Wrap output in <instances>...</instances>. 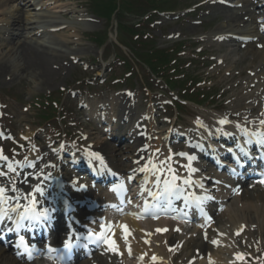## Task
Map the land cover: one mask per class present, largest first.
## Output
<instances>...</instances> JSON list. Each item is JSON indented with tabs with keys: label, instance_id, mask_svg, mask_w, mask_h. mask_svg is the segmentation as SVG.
<instances>
[{
	"label": "rangeland",
	"instance_id": "obj_1",
	"mask_svg": "<svg viewBox=\"0 0 264 264\" xmlns=\"http://www.w3.org/2000/svg\"><path fill=\"white\" fill-rule=\"evenodd\" d=\"M40 1L42 2V6L40 8V12L43 13L42 15L46 16L47 14L49 16H53V18L48 19H51L53 21L58 20L60 23H62V26H64L62 29H57L54 33L44 37V40L46 42H50V44H53V47L57 46V51L60 54L57 57H53L52 59L53 64L51 68L55 76L52 78L49 86L42 85V79L38 77L36 78V76L31 77L30 75H33L31 73H22L24 74L23 76H19L20 73L18 74V72L11 75L9 73V75L6 74V76L0 75V94L3 96L2 99L4 100V102H7V104H9V107L12 108L11 111L14 113V118L16 119V127H18L19 123L22 122L25 123L24 128H26V124L34 123L35 118L33 117L34 112L32 110L29 113L24 112L22 105L19 101L17 102L14 97H19L20 101L23 102V105H28V101L36 99L43 94H49L50 92L57 94L63 87L69 88L68 86L71 83L72 85L77 87V81L82 77V75H85L82 72L83 65L89 66L88 70H90V66L93 65L92 69L94 70V72H96L95 76H99L98 78L100 79L102 74L105 75L107 73L103 69L106 68L108 64H111L112 59L117 56V54H121V56H123L124 54L125 56L132 58L129 49L125 48L124 46H121L120 48L116 46L117 39L115 37L117 35V32H121L122 29L119 28V24L123 23L124 26L132 29V24L138 22L141 19L138 17L139 15L136 16L135 13L131 14L125 11L121 13V10L118 9L115 13H111L110 18L112 21H107L106 18H100L96 15L95 9L93 7L94 4L92 5L88 3L87 0ZM205 1L206 0H168L167 3L171 4V6H167V8H165L169 10L168 12H165L167 14L164 16L156 15L157 22L151 26L148 25V27L150 28L149 32L155 37L154 43H156L157 47L161 49L171 47L172 45L176 43L178 44L179 42L184 43L186 42V40H190L186 49L184 48L181 52V61L182 63H185L186 67L189 68V74L193 75L197 79V81L204 80L203 86L200 87L205 88L202 89H206L208 91L211 88L212 90L214 89V91H217L220 94V100L218 103L220 105L221 103H225L227 99L231 98V95L234 94V92H236L237 90L236 84L239 82V77H236V65L240 63L238 66L242 67L239 70L246 71L244 75H248V67L251 65V63H253V59L255 57L252 50L255 49L256 46L254 45L253 47H249L247 49L242 48L243 50L241 49L237 56H230L228 62L225 65L218 66L216 62L217 60H214L213 58L218 59L219 57H224V55L228 56L229 50L233 47L230 45H222L221 41L216 39L214 40L212 36L207 35L214 34L215 32H218V30L227 28V26L224 24L226 22L225 13H212V5H206L204 8L201 7V9L195 11V13L189 14V11L195 9L196 5ZM104 6L105 5L100 6L98 10L110 9V7ZM249 6L254 7L255 5ZM6 8L7 7L4 6L3 9L1 8L0 10H6ZM30 11L34 12L33 10ZM23 15L24 12H21L19 13V16L15 17H17L16 19L19 18L20 20H22V18L24 17ZM203 15L206 16L204 17ZM241 20L238 22L240 24L235 25V27H238L239 30H244L246 29V27L243 26V22ZM9 21L12 22L13 20ZM3 22L6 23V15L4 14V12L2 13L0 11V31H4V28L6 27V24ZM231 28L232 26H228L226 30ZM10 31L13 36L9 38L7 36L3 37L1 35L2 33L0 32V52H3L4 55L8 53L7 51H10L11 47H13L14 45L13 42L16 39L23 40V37H25L24 35L26 34L24 32L25 30H17L16 22H14V26H10ZM17 31L18 33L21 31L22 32L17 34ZM100 33L102 35L104 33H107V38H103V42L100 40L99 45L91 40L90 36ZM27 37L31 38L33 37V35H27ZM34 38L36 39L37 37ZM105 40H107V43L103 44L104 42H106ZM42 44L43 43H41V45ZM113 44H115V46H113ZM149 44L151 45V43ZM24 45L25 50L27 49V47L32 49L34 52L40 49L46 50L45 47H39L37 46V44L30 45L28 43H24ZM118 48L120 50H117ZM201 49H203V51L198 52L201 51ZM30 53L28 54L30 57H32L33 55ZM45 55L46 54H44V56ZM48 55L49 58H52L50 53ZM17 56V59L21 63H23L24 60H27V63L31 61V58L29 59L27 54H17ZM75 58L78 62L75 61ZM245 58L247 59V61H243V59ZM7 59L8 57L1 61L0 64H6V66L11 65L12 63L6 62ZM256 60L257 61L255 62V64L259 63V60L261 59L257 58ZM131 63L136 66L137 70H135L138 74L136 86L132 88L133 92L131 90H127L128 86L126 85L129 84V82L124 85L116 84L117 86L101 84L98 85L97 88L92 87L90 89H85L82 98H87L91 106L96 105V103L99 101H101L102 103H108V101L115 100L116 104H120V98H125V93L129 92L134 100H136L135 103H138V108L134 107L138 115L140 117L142 115H145L147 109H151L147 107L148 102H146V100L151 99L152 94L147 95V92L144 90V88H142L140 83L146 82L145 79L147 78H149L148 81L152 82V80H150L152 79V77L150 73H148V70L146 68L144 69L137 60L134 59L131 61ZM28 68H30L28 69V71H33L32 64L29 65ZM230 71L232 72L231 76ZM240 71H238V73H240ZM125 73V71L118 70L117 76L124 78ZM235 82L236 84L234 86ZM155 90H160L166 95L168 93L170 95L171 93L168 88L165 89L164 86L161 87V85L159 84ZM57 95L59 97L67 96V94ZM239 101L240 100H238V102ZM72 103H74L76 110L78 111L79 109L76 105V101L73 100V98L69 95L67 97L66 104L71 105ZM189 105L191 107H188L189 114L192 112V116L196 118H202L204 117V115H207L208 117L211 116V113L205 111L204 109L195 108L194 106H192V104ZM169 112H171L170 116L175 119V111L169 110ZM94 118L95 117L91 115L89 111H87V113L84 115V119L87 121L89 119L93 120ZM191 119V116L181 118V123L183 125L190 126ZM158 122H161V120H159ZM86 127L92 134L94 143H96L98 146H102L103 140H105L102 129H99L97 128V126L93 125ZM127 154L129 155L124 146L120 147V149H117L114 156V165L122 169H127L129 160ZM192 243L195 244V242L193 241Z\"/></svg>",
	"mask_w": 264,
	"mask_h": 264
},
{
	"label": "bare ground",
	"instance_id": "obj_2",
	"mask_svg": "<svg viewBox=\"0 0 264 264\" xmlns=\"http://www.w3.org/2000/svg\"><path fill=\"white\" fill-rule=\"evenodd\" d=\"M226 1L232 2V0H226ZM245 1H248V0H245ZM240 3L241 2H238V4ZM234 4H237V3L235 2ZM4 6L7 7L6 10H0V11L2 13L4 12V14L7 16L6 20L8 22L10 19H14L15 16H19V13L24 12V15H23L24 17L22 18V20H20L23 26H21V28L19 27V30H25L24 32L26 34L24 35L25 37H23V40L16 39L13 42L14 45L13 47H11L10 51H7L8 52L7 54L4 55L3 52H0V62L8 57L6 62L12 63L11 64L12 66L11 65L6 66V64H0V75L6 76V74L9 75L10 73L11 75V74H16V72H18V74L20 73L19 76H23L24 74L22 73H25V74L31 73L33 74V75H30L31 77L36 76V78L38 77L42 79V82H43L42 85L49 86L52 78L55 76L51 68L53 64L52 59L53 57H57L60 53H58L57 51V46L53 47V44H50V42L48 41L46 42L44 40L45 39L44 37H46L49 34H52L48 32V29L46 28H49L51 30V28H54L60 25L62 26V23H60L58 20L53 21L51 19H48V18H53V16H49L47 14L46 16H43L42 15L43 13L40 12L39 10V8H41V4L38 0H29V1H24V2L20 0V3L19 1H16V0H0V9L1 8L3 9ZM242 7L239 10L243 9ZM212 8L215 14L217 13L226 14V22L224 24L227 27L238 23L243 17L249 16V15L252 16L253 14L258 15V13L257 12L254 13L252 9L246 8V9H243L242 12L241 11L236 12L237 9H232V8L230 9V7L228 6L226 7L218 3H217V7H212ZM32 9L34 12L30 11ZM256 9L258 10V8ZM38 13H41V14H38ZM258 18H262V17L260 16ZM47 22H51V23H47ZM253 28L254 29L251 30V26H250L249 28H246L244 31H242V33L234 32L229 29L228 31H219L215 35L224 37V39H222L223 45H226V46L230 45L233 47L232 49L229 50L228 57L233 56V55L237 56L241 50V48L240 50L238 49L237 40L235 38L237 37L238 33L245 35L249 39L250 37H253V38L260 37L264 40L263 33L261 31L259 32V29L257 30L256 27H253ZM7 30L8 29H6V31ZM18 31L16 32L17 34L22 32L21 31L18 33ZM261 34L262 36H260ZM27 35H33V37L30 38V37H27ZM34 37H37V38L35 39ZM22 42H24L25 44L28 43L30 45L37 44V46L39 47H45L46 50L40 49L34 52L32 49L28 47L25 50L24 49L25 45ZM40 42L43 44L41 45ZM241 46L244 47V45H241ZM253 51L255 54L260 53V56L256 55L257 57H254L253 60H255L256 58L262 57V56H263L262 58L264 59V48L261 50V52H258L256 50H253ZM16 53L20 55L27 54L28 58L29 59L31 58L30 62L32 64L33 71L31 70L28 71V69H30L28 68V66L31 65L30 62L27 63V60L26 61L24 60V62L21 63L17 59L18 56ZM28 53L32 54L33 56L30 57ZM49 53L52 56V58H49V55H48ZM44 54L46 55L44 56ZM225 56L223 59L228 60V58H225ZM263 59H261V62ZM244 61H247V60H244ZM261 62L259 60V63ZM263 66H264V61L260 65V68H262ZM24 69L26 72L24 71ZM257 70L259 71L258 68ZM244 85L246 86V84ZM241 87L243 89H247L243 85ZM124 109L125 108H123V110ZM122 114L123 116L127 115L128 117L134 120L136 113L134 112V110H128V111L125 110V111H122ZM129 135H130L129 139L131 140L135 139L136 141L135 144L137 143V141H139V138L138 137L136 138L135 135H133V133H130ZM126 138L127 136L126 137L122 136L120 141H126ZM126 150L131 151V153L137 152L138 151L137 145L132 147L131 144H128L126 147ZM103 151L105 152V154L107 153L108 157H110L113 160L114 155L117 151V148L114 145L106 144L103 147ZM130 167H131L130 168L131 173H132V170H133V173L138 172L137 170L138 167H136L134 164H131ZM244 193L245 195L242 198V200H245L247 203L244 206L242 205V207L236 205L235 203H232L230 204L228 208H226V210L220 211V207H222L223 199L221 198L222 199L221 201L216 202L215 208L213 210V214L217 213L219 218L216 224L214 225V227L217 226L220 229L219 232H223V235L219 234L220 238L223 240L222 243L227 241L226 238H224V236L227 233V231L230 230L231 234H233L231 235L233 237V241L236 243L240 241L242 244V247L246 249V252L250 253L249 248H253L254 251L253 250L252 251L255 252L256 250H259L260 247L258 246V244L255 245L253 241L249 242L248 237L245 236L247 235V232L245 231L243 233V231H241L240 229L243 224L244 225L246 224L249 227L256 226V232L253 233L258 238L256 242L258 243L259 242L258 240L260 238L264 244V191L261 188H257L255 191L249 192L247 190ZM125 213L126 212L119 211L116 214L112 215L111 217L109 216L106 222L113 223V226L114 228H116V230H120V228L122 229V226L126 224L129 230L132 231V236L129 238L128 242L130 245H132L133 249L139 252L145 251L147 252V255L155 252L157 257L160 259L159 264H172L169 262V260H171L172 258V253L169 251V246H173L175 243V240L173 239V234H172L173 232L169 234L168 233L158 234L154 230L155 226L153 223L149 221H139L136 218H133L132 216L129 217L125 215ZM116 217L117 218L121 217L118 223L116 222L117 220H114V218ZM238 230L242 232L240 235H237L236 233V231ZM204 232H208V230L206 229L204 230ZM192 233H194V231L190 232V234ZM202 233L203 232H200L198 234L200 240L197 241L199 242V246L202 247L201 252L199 254L196 253L193 256L195 259V264H205L204 261L201 259V257H202V254H205L208 251L209 253H211L210 264H221V262L222 264H228L227 260L225 259L223 255L224 254L226 255L228 252H233L232 245L228 243L226 246H223L222 249H218V248L216 249L215 245H211L207 241L205 243V241L202 239ZM208 233L210 236H212V238H215L213 234H210L212 233L211 230H209ZM120 235L122 236L121 231H120ZM142 238H146L148 241H151V246H147L145 245L143 241H139V240H142ZM179 239H182V238H179ZM247 242H249V244H246ZM122 258H124V255L122 256ZM147 260H148L147 257H144L143 259H140L141 262L139 263L140 264H145V263L154 264L152 262L148 263ZM92 262H99V264H117V259L113 257L111 263H109L108 256L105 257V256L97 255L95 256L94 259L89 258L85 260H80L76 264H93ZM0 264H52V263H50L48 260H45V259H40L36 263L34 262L29 263L26 261L24 262V260L16 258L15 255L11 251L7 250L6 248L0 247Z\"/></svg>",
	"mask_w": 264,
	"mask_h": 264
},
{
	"label": "snow or ice",
	"instance_id": "obj_3",
	"mask_svg": "<svg viewBox=\"0 0 264 264\" xmlns=\"http://www.w3.org/2000/svg\"><path fill=\"white\" fill-rule=\"evenodd\" d=\"M221 2H224V0H221ZM218 39H224V37H218ZM264 46V45H262ZM0 115H2V113H0ZM220 123H226V121L221 120ZM261 123H264V121H261ZM27 139V138H26ZM65 146L63 144L60 145V148L63 149ZM75 147V145H74ZM53 152H57V149H53ZM155 152H160L161 150L159 148H156L154 150ZM88 155L98 161H100L101 165L104 164V157L98 153V152H90L88 153ZM180 155H184V153H180ZM171 157L166 158L165 160L161 161L162 164H167V159H170ZM25 160H27L28 158L25 157ZM36 159L40 160L43 159L42 157L37 156ZM189 159H193V157H189ZM0 160H4V161H8L9 160V156L4 155L3 154V149H0ZM194 160V159H193ZM17 164L20 163V161H16ZM137 165H138V171L139 172H147L150 170H154V174L156 173H161V169L157 168L156 165L153 164L152 169H149L146 165H141V160L138 159L136 161ZM152 161L149 160V164H151ZM28 167L29 168H37V164L29 161L28 162ZM48 167H52L55 168L56 165L55 164H51L49 165L48 163L44 164V168H48ZM7 168L9 170V172L11 173H16L17 170L16 168L13 167L12 163H8L7 164ZM189 169L191 172L195 173L197 172V169L194 167L189 166ZM169 171H172L173 174L171 176V180H163V184H164V189L162 193H153L154 197H159L161 195L165 196L166 198V203L168 205H172L173 200H185L186 202H192L189 200V197L193 196L194 194L189 193L188 196H185V189L180 187V185L177 183L179 180H181L182 178L179 176L178 172L169 168ZM9 172H5V171H0V178H6V183L7 186L5 185H0V202L4 203V204H8L10 201L16 200L19 201L20 198H23L25 200L28 201L27 206L22 205L21 203L17 202L14 206H12L10 208V212H15L17 213V221H16V230L17 232L24 227V221L26 220H33V221H40L42 222L43 220H50L51 216H50V212L54 211V209L49 210L47 208H44L43 210H39L37 211V204H38V199H37V194H39L40 196L44 195V189L40 186L39 183H36L34 185L31 186V190L25 192L22 188L17 186V179L15 176L9 177ZM162 174V173H161ZM33 176L32 172H29L27 176H25L22 180L19 181L20 184H31V180L30 178ZM41 176H44L45 179L51 178V173L49 172L47 175H45L44 172H40L37 171L35 173V177L37 179V181H39V178ZM128 179L132 180L134 179V177H128ZM159 183V182H157ZM194 183V181L184 178L183 179V184L185 185H192ZM217 184L220 183V181H216ZM261 184H264V180L260 181ZM81 187H86V185H81ZM201 187H203V185H201ZM9 191H11L12 193H16V195H8ZM143 195V194H140ZM207 200V201H212L214 202L215 198L212 195H207L205 197H203V199L200 196H195V203H196V208L199 210V213L202 214L205 217L206 222H211L213 221V216L211 214H209L208 212H206L204 210V208L201 206L203 204V201ZM23 208V211L20 212L19 210ZM3 217H8L10 218L9 215V210H0V218ZM101 227H104L103 225H101ZM203 227V225L201 226ZM123 228V232H124V240L125 242H127L128 239V234H129V228L128 226L125 224L122 226ZM174 231H176L177 233L181 232V229L176 228L173 229ZM9 231H11V229H9ZM159 233H166L169 232L170 229L167 228H160L156 230ZM240 232H237V235H240ZM223 235V234H221ZM93 237H95V241H102L105 245H107L108 251L113 253V254H118V255H123V252L120 251L118 245H117V241L116 239L113 237V235L108 234L107 230L106 231H100V232H93L92 230L89 231L88 234V239H92ZM202 238L203 240L207 241L209 244L211 245H218V241L215 238H212V236L209 235L208 232H204L202 234ZM64 248L68 251H72L74 245L72 243L71 238H69L68 240H66L64 242ZM18 248H23V251L25 253H27V259L28 260H34V256H33V252L34 251H39L37 244L35 243H30L26 237L24 235H20L19 236V245L17 246ZM48 250L49 252H54L56 251V249L52 246H48ZM170 250H174L172 248H170ZM197 251H199L197 249ZM129 252H131V248L129 247ZM237 260H241L243 261L245 259V254L244 253H238L236 256ZM151 260L153 262L158 260V257L153 255L151 256Z\"/></svg>",
	"mask_w": 264,
	"mask_h": 264
},
{
	"label": "trees",
	"instance_id": "obj_4",
	"mask_svg": "<svg viewBox=\"0 0 264 264\" xmlns=\"http://www.w3.org/2000/svg\"><path fill=\"white\" fill-rule=\"evenodd\" d=\"M157 0H121V8L124 11H135L136 13H139L137 15H141L143 11H146L148 9H152V7L157 8L158 7ZM117 0H111L107 7H110V9L106 10L104 9L105 15L107 17H110L111 13H113L114 10H116ZM102 12V11H101ZM122 25V24H121ZM123 28V27H121ZM125 28V27H124ZM128 29V28H126ZM134 32V31H133ZM129 32L125 34V37H127ZM99 37L96 38L98 40ZM145 56H149L148 53H144Z\"/></svg>",
	"mask_w": 264,
	"mask_h": 264
}]
</instances>
